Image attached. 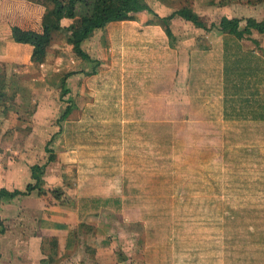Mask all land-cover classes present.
<instances>
[{"label":"rangeland","instance_id":"374dc122","mask_svg":"<svg viewBox=\"0 0 264 264\" xmlns=\"http://www.w3.org/2000/svg\"><path fill=\"white\" fill-rule=\"evenodd\" d=\"M109 25L83 44L95 62L103 56L99 66L77 57L64 32L52 35L41 62L35 46L23 44L32 46V72L10 79L0 100V150L12 161L47 164L41 200L78 217L73 255L95 252L96 236L103 232L122 248H146L168 264H181L183 246L192 250L198 242L212 245L221 233L229 236L224 217L231 211L233 186L262 182L264 168L232 150L229 128L217 119L213 104H205L201 82L191 105H183L174 96L183 93L179 75L171 90L170 80L133 81V71H124L117 24ZM11 67L0 63L6 73ZM17 68L16 76L22 75ZM94 68L97 74L86 75ZM68 74L71 92L63 101ZM34 76L38 80L30 82ZM69 101L74 110L63 120ZM51 153L56 159L48 163ZM28 212L24 219L33 214Z\"/></svg>","mask_w":264,"mask_h":264},{"label":"crops","instance_id":"0c3cea01","mask_svg":"<svg viewBox=\"0 0 264 264\" xmlns=\"http://www.w3.org/2000/svg\"><path fill=\"white\" fill-rule=\"evenodd\" d=\"M151 1L147 4L160 18L169 17L189 5L205 29L177 16L171 21L173 36L169 37L156 17L147 11L135 15L133 21L111 23L109 27L117 24L125 73L132 70L133 81L170 80L171 87L170 84L167 87L170 90L179 75L183 93L174 96L183 105H191V98L199 94L196 82H201L205 104H213L217 119L229 128L232 150L247 155V160L261 161L264 168V33L251 29V34L239 39L220 31L224 18L240 20L243 31L248 20L264 22V0H179L180 3L163 0L167 8L157 5L158 0L156 4ZM44 2L0 0V54H3L0 63L14 65L7 71L9 82L12 78L30 75L33 67L32 46L16 43L12 30L18 27L41 34L46 12ZM170 6L174 9L169 10ZM72 23L70 19L61 22L64 28ZM96 34L85 43L94 41ZM13 49L19 55L12 52ZM99 60L104 61L103 56ZM143 64L146 70L141 69ZM18 65L22 66V72H18ZM15 66L17 73L22 75L16 76ZM173 71L175 77L170 76ZM37 80L34 76L29 81ZM35 86L30 84L33 90ZM0 153L4 154L1 150ZM241 157L235 156V161L241 162ZM35 165L41 166V163L12 161L8 155L2 158L0 190L26 191L29 184L35 183L31 172ZM238 176L243 177L240 173ZM258 182L233 186L231 211L224 217L229 224V236L221 233L213 238L212 245L198 242L192 250L183 246L181 264H264V178ZM4 200L0 201V264H168L166 258H157L146 248L133 250L129 244L128 248H122L116 242L111 243L113 236L103 232L96 236L95 252L89 255L84 250L78 258L72 254L77 243L73 235L79 223L77 216L41 200L38 190L30 196ZM28 210L33 214L24 219L22 215H28ZM219 221H223L222 218L217 224ZM141 245L143 243L139 242Z\"/></svg>","mask_w":264,"mask_h":264},{"label":"trees","instance_id":"16d2710c","mask_svg":"<svg viewBox=\"0 0 264 264\" xmlns=\"http://www.w3.org/2000/svg\"><path fill=\"white\" fill-rule=\"evenodd\" d=\"M46 12L43 17V26L45 35L35 32H27L18 27L12 30L13 39L18 44H33L38 52V60H41V54L44 58L48 43L53 34L66 33L68 35V43L72 46L74 54L83 61L95 62L91 56L84 50L83 44L89 40L96 31L103 30L111 23L133 21L135 15L147 11L156 17L165 29L169 37L173 34L170 29L171 21L175 17H181L184 20L191 22L197 28L205 29V25L201 22L200 17L193 9L186 5L171 16L160 18L149 7L146 0H45ZM63 19L73 20V23L64 28L61 24ZM240 20H229L224 18L220 23V31L229 33L239 39H242L246 34H251V29H256L260 33H264V22L257 23L254 20L247 21L246 29L240 30ZM212 27H215L214 25ZM97 66L100 62L96 61ZM97 73L93 72L86 75L92 76ZM69 74L63 78L61 99L70 94V89L67 87ZM8 89L7 73L0 68V100H5ZM62 115L63 120H67L72 114L74 107L72 101ZM49 145V144H48ZM46 151L50 152L48 148ZM56 159V155L51 153L48 163H52ZM47 165V164H46ZM46 165H35L31 167L33 184L27 186L26 191H15L12 193L6 190H0V201L4 199H15L19 196H30L38 190L39 194L43 193L44 176L46 174Z\"/></svg>","mask_w":264,"mask_h":264}]
</instances>
